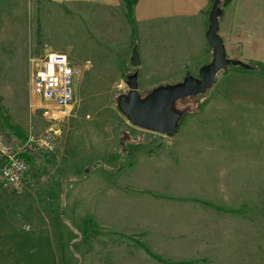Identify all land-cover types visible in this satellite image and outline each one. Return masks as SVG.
Wrapping results in <instances>:
<instances>
[{
	"label": "rangeland",
	"instance_id": "374dc122",
	"mask_svg": "<svg viewBox=\"0 0 264 264\" xmlns=\"http://www.w3.org/2000/svg\"><path fill=\"white\" fill-rule=\"evenodd\" d=\"M87 29L69 5L0 0V132L12 143L5 128H16L27 142L13 144L28 161L35 153L36 166L44 162L39 172L28 168L18 192L0 180V200L67 203L69 220L76 205L73 264H264L261 62L228 66L205 93L177 100L182 117L168 137L119 111L138 65ZM50 52L67 54L78 77L72 116L44 151L32 140L52 124L30 87L35 64ZM175 82L137 79L138 92Z\"/></svg>",
	"mask_w": 264,
	"mask_h": 264
},
{
	"label": "crops",
	"instance_id": "0c3cea01",
	"mask_svg": "<svg viewBox=\"0 0 264 264\" xmlns=\"http://www.w3.org/2000/svg\"><path fill=\"white\" fill-rule=\"evenodd\" d=\"M50 1L69 5L72 15L88 28L90 39L107 44L104 48L111 52L119 49L126 64L137 50V79L151 82L152 87L180 81L187 73L198 72L212 57L205 37L212 0H137L132 8L133 24L127 19L123 0ZM218 35L234 59L264 63V0L222 4ZM6 127L5 136L12 143L27 142L26 137L17 138L16 128ZM33 154L29 161L23 156L28 168L39 172L44 162L36 166L37 155ZM73 208L76 211L69 220L62 217L67 203L0 200V264H73L77 253L71 243L78 238L73 226L78 218L73 216L79 209L70 203ZM68 232L74 233L75 239H69Z\"/></svg>",
	"mask_w": 264,
	"mask_h": 264
},
{
	"label": "water",
	"instance_id": "95a60500",
	"mask_svg": "<svg viewBox=\"0 0 264 264\" xmlns=\"http://www.w3.org/2000/svg\"><path fill=\"white\" fill-rule=\"evenodd\" d=\"M220 15V0H213L205 33L212 57L208 63L199 67L197 76L187 73L182 80L158 85L143 97L138 92L137 73L126 77L128 90L118 97L117 106L131 124L144 130L172 136L177 132L182 117V112L174 107L177 100L205 93L214 84L218 72L228 66H241L245 69L250 67L240 60L227 57L222 38L218 35ZM130 61L134 66L140 63L135 49Z\"/></svg>",
	"mask_w": 264,
	"mask_h": 264
},
{
	"label": "built area",
	"instance_id": "2783aa9c",
	"mask_svg": "<svg viewBox=\"0 0 264 264\" xmlns=\"http://www.w3.org/2000/svg\"><path fill=\"white\" fill-rule=\"evenodd\" d=\"M35 66L31 92L42 102L41 115L52 126L32 142L39 150L52 151L60 134L59 126L72 116L78 69L67 54L56 52L47 53ZM27 170L21 148L8 142L0 132V180L9 193L21 189Z\"/></svg>",
	"mask_w": 264,
	"mask_h": 264
},
{
	"label": "trees",
	"instance_id": "16d2710c",
	"mask_svg": "<svg viewBox=\"0 0 264 264\" xmlns=\"http://www.w3.org/2000/svg\"><path fill=\"white\" fill-rule=\"evenodd\" d=\"M125 5H126V16L128 21L133 24V18H132V8L133 5L136 3L137 0H123ZM231 0H223V5H226L230 2ZM213 2V0H212ZM261 69L264 70V63H258L257 64Z\"/></svg>",
	"mask_w": 264,
	"mask_h": 264
}]
</instances>
